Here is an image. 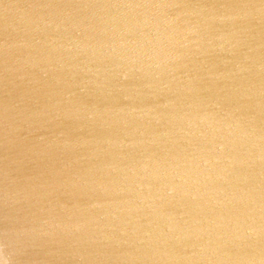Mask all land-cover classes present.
I'll list each match as a JSON object with an SVG mask.
<instances>
[{"label":"water","instance_id":"obj_1","mask_svg":"<svg viewBox=\"0 0 264 264\" xmlns=\"http://www.w3.org/2000/svg\"><path fill=\"white\" fill-rule=\"evenodd\" d=\"M0 264H264V0H0Z\"/></svg>","mask_w":264,"mask_h":264}]
</instances>
